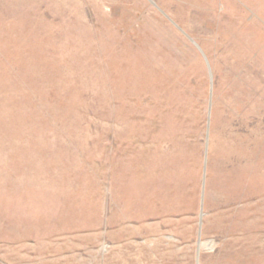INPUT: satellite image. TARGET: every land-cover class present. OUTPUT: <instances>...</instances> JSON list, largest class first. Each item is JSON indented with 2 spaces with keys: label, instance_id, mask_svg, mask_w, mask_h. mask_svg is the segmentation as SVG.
Returning <instances> with one entry per match:
<instances>
[{
  "label": "rangeland",
  "instance_id": "obj_1",
  "mask_svg": "<svg viewBox=\"0 0 264 264\" xmlns=\"http://www.w3.org/2000/svg\"><path fill=\"white\" fill-rule=\"evenodd\" d=\"M0 264H264V0H0Z\"/></svg>",
  "mask_w": 264,
  "mask_h": 264
}]
</instances>
